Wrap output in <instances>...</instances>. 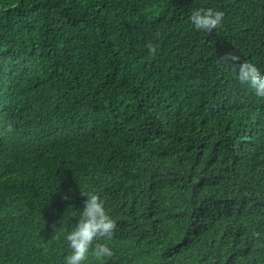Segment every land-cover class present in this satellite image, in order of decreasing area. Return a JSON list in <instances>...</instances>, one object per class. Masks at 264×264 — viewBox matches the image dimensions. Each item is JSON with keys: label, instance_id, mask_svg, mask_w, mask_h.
<instances>
[{"label": "trees", "instance_id": "trees-1", "mask_svg": "<svg viewBox=\"0 0 264 264\" xmlns=\"http://www.w3.org/2000/svg\"><path fill=\"white\" fill-rule=\"evenodd\" d=\"M227 52L264 74V0H0V264H65L81 191L117 225L83 264H264V98Z\"/></svg>", "mask_w": 264, "mask_h": 264}, {"label": "clouds", "instance_id": "clouds-1", "mask_svg": "<svg viewBox=\"0 0 264 264\" xmlns=\"http://www.w3.org/2000/svg\"><path fill=\"white\" fill-rule=\"evenodd\" d=\"M224 13L212 8L198 9L189 17L192 25L198 31L211 33L221 27ZM149 53L155 57L157 48L149 43L146 45ZM218 64L231 65L236 70L238 65V79L242 84H248L255 95L264 98V74L250 61L241 60L234 52H227L218 57ZM12 130L11 125L7 128ZM80 195L86 197L83 201V209L80 212L78 223L74 230L65 237L71 254L65 257V264H83L88 258L90 249L94 251L98 259L112 257L113 251L100 240H111L116 231V221L105 210L104 201L94 192L81 191Z\"/></svg>", "mask_w": 264, "mask_h": 264}]
</instances>
